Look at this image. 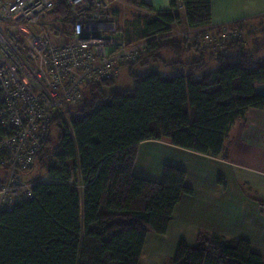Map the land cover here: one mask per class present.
Here are the masks:
<instances>
[{"label": "trees", "instance_id": "16d2710c", "mask_svg": "<svg viewBox=\"0 0 264 264\" xmlns=\"http://www.w3.org/2000/svg\"><path fill=\"white\" fill-rule=\"evenodd\" d=\"M181 1L189 27L209 24L212 0ZM139 5L153 11L145 2ZM176 7L171 0L169 9L145 16L141 37L161 38L149 44L150 56L164 47L185 48L166 37L180 22ZM52 12L70 16L63 1ZM236 46L239 40H231L209 53L218 66L200 75L202 61H196L172 76L130 72L129 89L105 92L103 86L114 79L95 83L85 96L95 90L105 99L79 110L84 98L63 109L69 125L53 113L51 126L59 128L52 152L57 165L48 166L51 181L32 185L31 199L0 212V264H139L147 232L165 233L175 204L192 188L185 183V170L171 165L164 166L159 181L135 175L137 144L168 138L176 146L217 156L234 119L249 108L264 109V57L256 59L242 48L227 53ZM77 174L81 193L69 183ZM167 264L264 262L245 239L199 233L193 245L179 239Z\"/></svg>", "mask_w": 264, "mask_h": 264}, {"label": "built area", "instance_id": "2783aa9c", "mask_svg": "<svg viewBox=\"0 0 264 264\" xmlns=\"http://www.w3.org/2000/svg\"><path fill=\"white\" fill-rule=\"evenodd\" d=\"M62 1L75 23L73 35L55 44L31 29ZM114 1L0 0V212L32 198L34 182L24 175L50 135L52 114L63 117V109L83 102L88 87L117 78L161 39H125L111 15ZM166 35L214 53L240 39V29L238 23L171 27Z\"/></svg>", "mask_w": 264, "mask_h": 264}, {"label": "crops", "instance_id": "0c3cea01", "mask_svg": "<svg viewBox=\"0 0 264 264\" xmlns=\"http://www.w3.org/2000/svg\"><path fill=\"white\" fill-rule=\"evenodd\" d=\"M141 1L151 5L153 11H148L140 6L139 3ZM170 1L171 0H115L112 5L111 15L116 20L117 24H119V27L122 24L129 23L130 20H135V23L138 22V25L142 29L145 16H152L156 11L169 9ZM175 1L177 3L176 11L180 16V22L172 24L171 27L180 28L179 24L183 25V28L189 27L186 23L185 9L182 1ZM243 5L241 6L237 0H212V14L208 26L222 23H238L241 35V38L238 39L239 46L230 48L227 53L237 52L239 50L238 48H242L243 50L252 52L254 57L260 60L264 57V19L256 20L257 18L251 12L246 14L242 13ZM128 7L137 10V12H128L130 18L126 19L128 18L126 17ZM50 13L53 12L51 11L48 14ZM49 37L55 44L69 39V37L66 38L64 35H49ZM165 49H167V51H165ZM151 52L138 62H142V64H145L147 67L157 65V60L162 62V64H164V66L166 65L170 70L168 74H162L159 70L152 67L147 70V72L155 70L161 76H172L180 71L186 72L189 69V63L196 61H202V66L196 71L197 75H200L202 71H209L218 66L217 60L209 57V53L206 54V57L204 56L205 54H203L205 52H198L194 45L187 43H185V48H181L180 51L164 47L155 52L153 56H150ZM168 55L173 57L169 61L164 59V57ZM212 60L216 61L213 65L214 68H206ZM152 61L154 62L151 64L150 62ZM147 72L133 73L143 75ZM149 145L164 146L187 155L191 157V159L199 161L200 168L202 167L203 161L207 163L210 162V166L212 167L210 176L208 177L207 175L203 177L204 183H200L207 187V193L198 203L199 207L194 206L192 208L188 206V212L190 214L199 215V212L202 210L203 216H208L209 219L205 224H187L181 222L182 226H180L181 228L179 227L180 229L176 232L174 241L178 242V240L182 238L189 245H193L199 233L207 232L223 235L225 238H242L250 243L251 250L258 253L264 262V109L249 108L243 116L236 117L224 137L222 151L217 156H211L209 154L176 146L172 144L168 138L140 142L136 146V156L132 166V172L134 174L135 172L133 170L138 153L147 150ZM171 163H174V161ZM165 165L166 164L160 162L158 168L156 166L159 176H154V179H147L159 181L162 177V167ZM170 165L173 166L174 164ZM175 167L179 168V166ZM215 173L219 176V181L213 178ZM186 179L187 173L185 170V183ZM188 186L192 188L191 195L187 194L188 196L186 197L185 194H183L181 196L180 200L174 206L166 232L160 234L161 238L166 241H173L172 238L169 239L168 230L173 227L171 224L178 225V222H173V220L178 215L179 209L183 208L181 204L188 198L191 202L195 195L193 192L194 186ZM191 206H193V204H191ZM233 211L236 213L237 217L241 218L240 223L232 221L231 217L234 215ZM213 218L216 219L214 223L219 225V229L217 230H214V227L209 224ZM183 225L186 226L183 227ZM185 231L188 233V236L185 235ZM151 232L152 231H148L146 234L139 258V264H153V262H156L155 264H160L163 259L162 256H156L155 260L153 259L154 256L151 255V253H154L152 252L153 247L159 242L155 237H151L147 241V235ZM170 259L162 264H167Z\"/></svg>", "mask_w": 264, "mask_h": 264}, {"label": "rangeland", "instance_id": "374dc122", "mask_svg": "<svg viewBox=\"0 0 264 264\" xmlns=\"http://www.w3.org/2000/svg\"><path fill=\"white\" fill-rule=\"evenodd\" d=\"M237 1L241 6L244 4L242 7L243 8L242 13L246 14L248 12H251L257 18L256 20L264 19V0H237ZM130 11L131 12L133 11L134 13L137 12V10L131 7H128V10L126 11L128 15V16L126 15V17L128 18L125 17L126 19L130 18V14L128 13ZM74 23H75L74 18H72L71 16L69 15L60 16L56 12H53V13H50L44 16L39 21L38 25L32 27L31 30L33 32H38V33L45 32L48 36L49 35L50 36L64 35L67 38L73 35ZM121 26L120 28L123 31L125 39L127 40L136 39L142 35L141 28L138 25V22L135 23V20H130L129 23L122 24ZM179 26H180V29L183 28L182 27L183 25L179 24ZM239 38H241V35H239ZM165 51H167V49H165ZM203 54H205L204 56H206L208 52H205ZM171 58H173L171 55L164 57V59L167 61H169ZM153 62L154 61L150 63L152 64ZM156 62H157V65L150 66V67L159 70L160 73L162 74H168L170 70L167 68V66L166 65L164 66V64H162V62L158 60ZM215 63H216L215 60L210 61L206 68H212V67L214 68L213 65ZM150 67H147L145 64H142V62H138L134 64L133 66H130V65L122 66L120 68L118 77L115 78L109 84L104 85L103 90L105 92H110L113 90H123V89L132 88L133 81L130 76V71L135 72V73H144V72H147V70ZM88 89L86 90V92L88 91ZM104 99L105 98L104 96L101 95V93H97L95 90H93L91 91L90 95L87 94L85 96V103L82 106H80L81 108L79 110L86 109L88 105H90L93 101H94L93 103H96V102H101ZM63 120L65 124L69 125V114L68 113L64 112ZM58 135H59V128L57 127V125H52L51 130H50V136H49L50 140L45 145L42 153H40V155L38 156V159L36 160L34 167L31 170L27 171L26 174L24 175L25 179L30 180L31 182H34V183L50 181V178L47 173V169H48V166L50 165H54V166L57 165L55 162V159L52 156L53 154L52 152L56 149V146H57L56 142L58 140ZM173 161L174 163H171ZM160 162L166 165L174 164L173 166H179V168L181 167V169L186 168L185 169L187 173L186 183L190 186L191 185L194 186L193 192L195 193V195L193 196L191 202L189 201V198L188 199L185 198L187 200H184L183 203L181 204L183 205V208L179 209L178 215L173 220V222H178V225L171 224L173 227L169 228L168 230L169 239L172 238L174 241L176 238V232L178 231V229L181 228L180 226H182L181 222H185L187 224H191V223L192 224H205V222L209 219L208 216L206 217L203 216L201 212L202 210L199 212V215L190 214L188 212V206L192 208L194 206L199 207L198 203L200 202L201 198L207 193V187L201 185L200 183H204L203 177H206L207 175L208 177L210 176V171L212 170V167L210 166L211 165L210 162L207 163L203 161L202 167L200 168L199 161L195 159H191V157L187 155L176 152L164 146L149 145L147 147V150H143L142 152L140 151L138 153L137 158H136V164H135L133 171L135 172V174L140 175L144 178L154 179V176H159V174H157L156 166L158 168V165L160 164ZM213 178L216 181H219V176L216 173L213 175ZM70 183L76 185L78 191L81 193V187L79 186L81 185L79 174L74 176L71 179ZM188 195H191V194H188ZM188 195L185 194L186 197ZM191 204H193V206H191ZM231 218H232V221L235 223L241 222V218L237 217L235 212ZM215 221L216 219L213 218L211 219L209 224L214 227L213 228L214 230H217L219 229V225L218 224L216 225V223H214ZM184 226L186 225H183V227ZM187 234L188 233H186L185 235L188 236ZM206 234H212V233L207 232ZM151 237H155L159 241L158 244L155 247H153L152 252L154 253L153 254L151 253V255L154 256L153 259L155 260H156V256H162L163 259L160 262V264H162L163 262L167 261L168 259H170V257L173 256L176 246H177V241H174V242L166 241L161 238V235L159 233H155V232L153 233V231L147 235V241ZM155 263L156 262H153V264Z\"/></svg>", "mask_w": 264, "mask_h": 264}, {"label": "water", "instance_id": "95a60500", "mask_svg": "<svg viewBox=\"0 0 264 264\" xmlns=\"http://www.w3.org/2000/svg\"><path fill=\"white\" fill-rule=\"evenodd\" d=\"M49 12H51V11H49Z\"/></svg>", "mask_w": 264, "mask_h": 264}]
</instances>
